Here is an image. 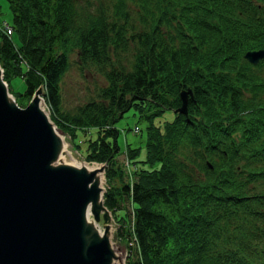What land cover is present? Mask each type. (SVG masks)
<instances>
[{
  "label": "trees",
  "instance_id": "16d2710c",
  "mask_svg": "<svg viewBox=\"0 0 264 264\" xmlns=\"http://www.w3.org/2000/svg\"><path fill=\"white\" fill-rule=\"evenodd\" d=\"M5 1L2 77L21 78L26 100L41 84L55 127L85 160L105 162L102 202L130 242L123 264H264V72L242 56L264 47V21L244 25L228 0H136L134 17L126 0L111 1V17L99 0ZM127 29L132 58L112 64ZM73 50L80 66L108 68L98 98L69 113L59 91ZM187 86L185 116L173 109ZM129 107L144 119L136 146L114 124ZM180 144L188 164L172 158Z\"/></svg>",
  "mask_w": 264,
  "mask_h": 264
},
{
  "label": "water",
  "instance_id": "95a60500",
  "mask_svg": "<svg viewBox=\"0 0 264 264\" xmlns=\"http://www.w3.org/2000/svg\"><path fill=\"white\" fill-rule=\"evenodd\" d=\"M263 55L244 52L251 62ZM40 92L21 106L0 74V264H111L107 224L98 231L84 219L87 204L92 219L105 209L96 169L53 161L61 137L38 106ZM178 95L173 110L186 116L192 91Z\"/></svg>",
  "mask_w": 264,
  "mask_h": 264
},
{
  "label": "rangeland",
  "instance_id": "374dc122",
  "mask_svg": "<svg viewBox=\"0 0 264 264\" xmlns=\"http://www.w3.org/2000/svg\"><path fill=\"white\" fill-rule=\"evenodd\" d=\"M106 8V12L109 17H111V11L112 6L111 1L112 0H99ZM114 1V0H113ZM126 6L128 8V13L134 17L135 16V10L137 8V1L136 0H126ZM91 8V7H88ZM10 19V11L7 7L5 0H0V26L4 27L6 30V33L9 34L10 30L8 28V25L5 21ZM156 29L158 32H160L164 38H169V34H173V28L170 29V26L163 22L159 26H156ZM171 30V32H170ZM132 31L130 29L126 30V34L129 36V42L127 46L123 49H116V50H110V60L112 64H116L118 62H124L127 63L128 60L132 58V54L134 51V34L131 35ZM253 65L251 67L253 72H264V57L261 60L259 64H251ZM106 67L97 66L94 64H89L88 66H80L77 62V55L76 51L73 50L68 55V66L66 70H64L61 80H60V104L59 108L61 111L72 113L77 105H80L84 103L85 101L89 99H96L98 98L96 95V90H98V87L101 85H104L106 80L102 73L103 69H107ZM2 68V67H1ZM3 69H1V72ZM5 79V78H3ZM6 81V87L8 92L13 94L14 99L18 103L20 100L24 101L25 96L22 93L24 82L21 78L14 77L9 79V85L7 80ZM41 88L40 94L43 93V87L41 84L37 85ZM36 86V87H37ZM35 87V88H36ZM33 92V91H32ZM32 92L30 93L27 100L30 98ZM42 96V95H41ZM26 100V101H27ZM24 101V102H26ZM19 104V103H18ZM38 106L43 110V112L46 114L47 118L57 131V133L60 135V137L66 142L65 149L63 151L64 159L66 160H76V161H88L85 160L82 155L78 152L74 144L72 143L71 139L69 138L68 134L66 132H61L59 129L55 127L54 122L51 119V109L49 106L45 103V101L40 99L38 102ZM135 110L132 107H129L127 110L123 111L121 115L116 119L114 124L119 130V140H125L129 142L131 145H139L140 140L144 135L143 132V124L144 119L137 117L136 113H133ZM164 112V111H163ZM172 113V111H165L161 115H168ZM134 126H137L141 128L140 132H132V128ZM121 147H123V143L120 142ZM143 154V148L140 149L139 154L137 155V158H141ZM193 157V153L191 152V149L189 146L180 144L177 146L176 150L172 154V158L178 162H187L188 160H191L190 158ZM116 160L120 162L125 168V157L124 152L119 151L116 155ZM91 162V161H88ZM99 164H103V170H101L102 173V191L105 187V179H104V167L105 162L104 161H97ZM127 208H129V204L127 202L123 203ZM92 215V213H91ZM93 216V215H92ZM93 221L96 223V225L101 229L103 224H107V237L109 244L115 253V258H113L112 263L113 264H123L124 259L126 256V244L129 242L126 238H119L117 234V222L114 221V219L111 216V213L109 209L105 206V209H99L98 212H96V216L93 217ZM127 241V242H126ZM130 244V243H129ZM111 263V264H112Z\"/></svg>",
  "mask_w": 264,
  "mask_h": 264
},
{
  "label": "bare ground",
  "instance_id": "6f19581e",
  "mask_svg": "<svg viewBox=\"0 0 264 264\" xmlns=\"http://www.w3.org/2000/svg\"><path fill=\"white\" fill-rule=\"evenodd\" d=\"M8 97L11 99V95L8 94ZM40 101V98L38 99V102ZM66 146V142L61 138L60 143H59V147H58V151L56 154L55 159L53 160L54 162H61L64 164H69V165H75V166H84L86 169H96L94 172V176L96 178L97 184L100 188H102L101 182H102V173L101 171L97 168L99 166V163L97 161H76V160H66L64 159L63 156V151L65 149ZM90 204H87L85 207V211H84V219L86 224H92L91 226H93L95 229H97L98 231L100 230V228L96 225V223L93 221L92 219V215H91V211H90ZM115 254V253H114ZM113 258H115L113 256Z\"/></svg>",
  "mask_w": 264,
  "mask_h": 264
}]
</instances>
